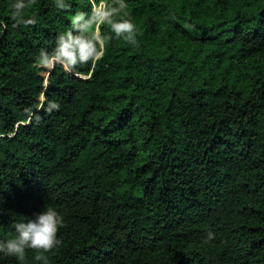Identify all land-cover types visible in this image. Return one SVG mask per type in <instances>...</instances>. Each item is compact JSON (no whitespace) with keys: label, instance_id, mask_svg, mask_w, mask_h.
<instances>
[{"label":"trees","instance_id":"obj_1","mask_svg":"<svg viewBox=\"0 0 264 264\" xmlns=\"http://www.w3.org/2000/svg\"><path fill=\"white\" fill-rule=\"evenodd\" d=\"M120 5L0 0V238L49 203V264H264V0ZM69 31L95 54L42 64Z\"/></svg>","mask_w":264,"mask_h":264},{"label":"clouds","instance_id":"obj_2","mask_svg":"<svg viewBox=\"0 0 264 264\" xmlns=\"http://www.w3.org/2000/svg\"><path fill=\"white\" fill-rule=\"evenodd\" d=\"M22 6V2L15 5L17 10ZM120 6H124L123 0ZM111 11L115 12L116 9ZM110 23L118 35L123 34L125 39L135 42V25L131 19L110 20ZM94 54V37L84 32L73 34L69 31L58 37L56 47L52 52L42 49L38 59L45 65H53L57 62L72 65L86 61ZM63 223L62 212L55 205L46 203L40 211L35 213L34 217L14 221L13 234L8 238H0V255L24 261L27 250L35 249L37 250L36 259L42 260L43 264H49L46 253L55 250L61 244L58 232ZM208 236L212 238L214 233L209 232Z\"/></svg>","mask_w":264,"mask_h":264},{"label":"rangeland","instance_id":"obj_3","mask_svg":"<svg viewBox=\"0 0 264 264\" xmlns=\"http://www.w3.org/2000/svg\"><path fill=\"white\" fill-rule=\"evenodd\" d=\"M96 11L104 12V3H100L99 5H95ZM98 24V23H97ZM96 35H99V31H96ZM102 43V42H101Z\"/></svg>","mask_w":264,"mask_h":264},{"label":"water","instance_id":"obj_4","mask_svg":"<svg viewBox=\"0 0 264 264\" xmlns=\"http://www.w3.org/2000/svg\"><path fill=\"white\" fill-rule=\"evenodd\" d=\"M49 74H50V73H47V74H46V82H47V80H48ZM43 98H44V94H43L42 99H43Z\"/></svg>","mask_w":264,"mask_h":264}]
</instances>
